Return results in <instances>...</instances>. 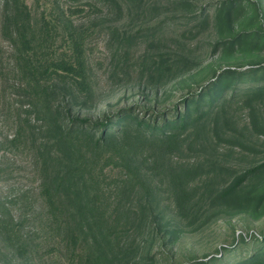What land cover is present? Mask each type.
Returning <instances> with one entry per match:
<instances>
[{"label": "rangeland", "instance_id": "obj_1", "mask_svg": "<svg viewBox=\"0 0 264 264\" xmlns=\"http://www.w3.org/2000/svg\"><path fill=\"white\" fill-rule=\"evenodd\" d=\"M23 1L35 22L62 10L73 19L72 33L57 32L53 55L76 64V47L81 49L89 87L78 86L73 99L66 93V114L94 128L129 111L160 120L173 116L184 109L186 96L204 90L219 71L256 68L239 75L227 99L220 100L219 92L211 102L212 89L200 99L205 111L191 129L194 142L171 158L197 172L188 180L193 195L185 207L177 206L168 177L149 171L153 191L138 193L129 211H118L109 241L88 238L87 255L118 254L124 256L121 264H246L260 247L264 259V205L239 208L214 198L246 168L264 162V91L253 93L259 84L264 88V36L230 46L240 32H264V0H237L229 17L220 12L224 0ZM4 14L0 0V264H81L85 247L73 251L70 233L47 224L51 217L38 186L45 171L36 155L59 129L24 93ZM106 172L114 177L123 170L109 165ZM240 190L260 194L264 173L245 180Z\"/></svg>", "mask_w": 264, "mask_h": 264}, {"label": "trees", "instance_id": "obj_2", "mask_svg": "<svg viewBox=\"0 0 264 264\" xmlns=\"http://www.w3.org/2000/svg\"><path fill=\"white\" fill-rule=\"evenodd\" d=\"M87 1L91 4L121 5L120 0ZM4 2V31L13 42L17 54L25 80L24 93L32 99V106L37 103V110L43 111V116L48 118L51 114L56 130L57 127L59 129L53 142L40 149V154L36 155V164L42 167L40 172L45 171V175H40L38 186L51 217L47 224L52 230L66 229L70 233L73 251L85 247V254L79 260L81 264H121L124 256L119 257L118 254L87 255L88 238L92 236L94 240L106 241L107 237L115 234L119 224L118 211H129L133 207L132 197L138 193L142 195L153 191L155 181L149 171L166 175L172 184L177 206L179 209L185 207L193 195L188 180L197 172L192 167L183 168L174 164L171 158L175 152L182 151L185 146L190 147L194 142V138H190L194 132L191 129L203 118L205 111L199 105L200 99L210 89L214 92L211 102L219 92L222 94L220 100L227 99L224 94L229 87L236 85L239 75L253 72L256 68L238 71L228 67L219 71L204 90L186 96L184 109L176 111L173 116L164 114L160 120V117L148 118L129 111L117 119L109 118L94 128L87 124V119L66 114L70 111L66 93L74 97L78 86H81V90L89 87L81 49L76 47V64L53 55L57 32L64 28L66 33H72L75 27L73 19L62 10L53 12L50 18L43 14L41 21L35 22L23 0ZM236 3L237 0H224L220 12L231 16ZM246 36L259 42L264 32H240L230 40V46H234L238 40L244 41ZM74 42L75 46H81L80 40L75 39ZM53 73L56 75L52 77ZM69 74L75 79H69ZM262 91L263 85L259 84L253 93ZM194 101L198 109L196 114H193ZM215 105L211 108L218 106ZM117 121L123 122L116 124ZM48 123L50 125L49 120ZM213 129L218 132L217 117L214 118ZM109 165L119 166L123 172L110 177L106 172ZM260 173H264V162L246 168L214 195L215 200L236 203L239 208L264 205V190L258 195L243 194L240 190L245 180ZM111 215L114 217H109ZM261 254L262 249L259 247L258 252L247 258L249 261L246 264L264 263Z\"/></svg>", "mask_w": 264, "mask_h": 264}]
</instances>
